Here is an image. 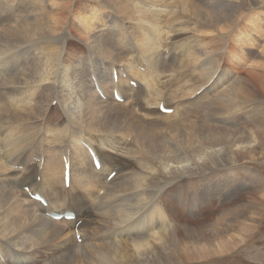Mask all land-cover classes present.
<instances>
[{
    "label": "bare ground",
    "instance_id": "obj_1",
    "mask_svg": "<svg viewBox=\"0 0 264 264\" xmlns=\"http://www.w3.org/2000/svg\"><path fill=\"white\" fill-rule=\"evenodd\" d=\"M260 7L1 0L0 264H193L240 245L264 203L246 165L264 156Z\"/></svg>",
    "mask_w": 264,
    "mask_h": 264
},
{
    "label": "rangeland",
    "instance_id": "obj_2",
    "mask_svg": "<svg viewBox=\"0 0 264 264\" xmlns=\"http://www.w3.org/2000/svg\"><path fill=\"white\" fill-rule=\"evenodd\" d=\"M0 3H1V0H0ZM263 9L264 7H260L255 11L258 13H261L264 16ZM253 17L257 18L256 14L253 15ZM262 24L263 25H260V27H258L260 32L263 31L261 32V37L258 36L259 38L263 37L262 40H259V42H257L256 37L252 36L251 40L249 41L250 46L254 47L256 49V52L258 53L255 57L257 56L260 57L261 53L262 55L264 53V30H263L264 23L262 22ZM253 33L255 34V32ZM260 50L263 52H261ZM262 55H261V59H263ZM253 60L255 61L254 57L252 56L250 60V62L251 61L252 62L250 64H253L254 62ZM257 61H262V64L259 62H256L253 64V67L256 66L257 68L261 67L262 69H264V60H257ZM202 78H204V76ZM262 114L264 115V110L261 112L262 117H260L259 114H256V116H259L258 118L262 119L264 122V116ZM41 145H43V143ZM246 165L249 166L250 168L254 167L257 171L259 170L261 172L262 176L264 175V156L259 157L255 161H249ZM25 186L26 185H24L22 188L24 189ZM258 194L261 195L262 197L260 196V198L264 200V191L258 192ZM217 205L219 206V204ZM260 208L261 210L258 211L257 214L251 215L252 219L248 220V222L251 223L253 229H250V231L247 233V236L244 238V240L239 243L240 245H237V247H232V250L230 249L231 251H227L224 254H221V253L214 254L205 259L199 260L197 262H193V264H264V203L262 206H260ZM226 222L228 223V221ZM239 235H235L236 238H240Z\"/></svg>",
    "mask_w": 264,
    "mask_h": 264
}]
</instances>
